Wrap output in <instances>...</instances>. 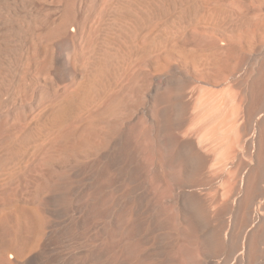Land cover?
Instances as JSON below:
<instances>
[{"label": "bare ground", "instance_id": "bare-ground-1", "mask_svg": "<svg viewBox=\"0 0 264 264\" xmlns=\"http://www.w3.org/2000/svg\"><path fill=\"white\" fill-rule=\"evenodd\" d=\"M175 261L264 264V0H0V264Z\"/></svg>", "mask_w": 264, "mask_h": 264}, {"label": "rangeland", "instance_id": "rangeland-1", "mask_svg": "<svg viewBox=\"0 0 264 264\" xmlns=\"http://www.w3.org/2000/svg\"><path fill=\"white\" fill-rule=\"evenodd\" d=\"M192 177H194V175H192ZM191 178V177H190ZM171 189V190H170ZM171 192V193H170ZM175 193V191H174V189L172 188V186H171V183H170V181L168 180V178L167 177H164V179H163V183H162V207L164 206V205H166V203H167V201H166V198L168 197V196H170V195H173L174 193ZM165 203V204H164ZM172 251V250H171ZM170 252V251H169ZM170 264H176V261L175 262H171Z\"/></svg>", "mask_w": 264, "mask_h": 264}]
</instances>
